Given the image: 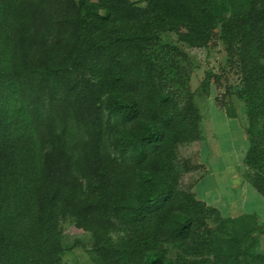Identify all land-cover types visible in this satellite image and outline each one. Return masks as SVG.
<instances>
[{
    "label": "trees",
    "instance_id": "trees-1",
    "mask_svg": "<svg viewBox=\"0 0 264 264\" xmlns=\"http://www.w3.org/2000/svg\"><path fill=\"white\" fill-rule=\"evenodd\" d=\"M144 2L0 0V264H62L68 219L102 264H264V221L183 184L202 117L163 39L223 43L264 199V0Z\"/></svg>",
    "mask_w": 264,
    "mask_h": 264
},
{
    "label": "rangeland",
    "instance_id": "rangeland-1",
    "mask_svg": "<svg viewBox=\"0 0 264 264\" xmlns=\"http://www.w3.org/2000/svg\"><path fill=\"white\" fill-rule=\"evenodd\" d=\"M134 1L142 5L145 3L144 0ZM163 39L165 42L171 41L179 45L186 52L187 58L182 63L186 71L184 79L186 89L193 95V104L202 117L200 123L202 134L198 135L197 139L183 143L179 147V158L188 161L194 166H198V168H193L189 173L184 175L183 184L189 186L192 191L196 193L198 198L205 201L208 205L214 206L212 205L213 202L208 201V199H211V195L202 197L196 184L206 173L207 178L214 176L216 178L220 170V162L219 160H215L210 168L204 159H201V153L203 148L205 149L207 142L208 147L211 145L209 149L217 150V152L221 154H226V151L235 144H240L241 136L236 132L238 127H236L235 121L243 125V127H241L245 132L247 130L248 118L246 105L244 101L238 97L236 92L239 81L238 75L229 67L225 47L221 41H217L209 47L196 48L178 42L177 36L173 33L165 34ZM217 75L219 81L216 82L215 77ZM208 76L210 81L207 87H203V83L208 79ZM221 114L226 120H230L227 121V126L222 124L223 119L221 118ZM243 157L244 156L241 155L242 160L238 163L239 167H236L237 164L235 159H230L228 161L233 164L234 171L236 172L235 174L240 176L241 182L244 184L243 186L247 185L245 188H248L250 182L247 177H245V165L243 172L240 169L241 165L244 164ZM223 196H226V199H218L216 192L215 199L212 197L214 202L221 200V208L226 204L228 205L229 202L232 211V207L242 205L237 195H235L236 197L234 195L231 197V194L225 193ZM214 207L218 208L217 206ZM248 207L250 210H261L260 207H257L255 201L248 203ZM235 209L237 208L235 207ZM236 212L235 210L233 211V213ZM223 215L226 216L225 214ZM258 221L261 220L258 219ZM62 244L65 248L62 254V264H102L92 250V239L90 234L78 228L71 219L64 222ZM258 250L264 252V236L261 237Z\"/></svg>",
    "mask_w": 264,
    "mask_h": 264
},
{
    "label": "crops",
    "instance_id": "crops-1",
    "mask_svg": "<svg viewBox=\"0 0 264 264\" xmlns=\"http://www.w3.org/2000/svg\"><path fill=\"white\" fill-rule=\"evenodd\" d=\"M222 124L224 126H227V121H230L229 119L226 120L224 116L221 114ZM232 121H235L234 119H231ZM236 124V127L238 129L236 130L237 134L241 136L240 138V144H235L233 147H231L228 151H226V154L218 153L217 150H211L208 147V142L206 143L205 149L203 148V151L201 153V159H204L206 164H208L211 168V164L215 160H219L220 162V170L215 178H207L206 174L202 179H199L196 187L198 191H200L202 197H208L211 195V199H208L209 202H213L212 205L217 206L223 214L230 217H238L244 213H254L258 216V218L261 221H264V199L261 196V194L250 184H248V188H245L243 186L244 184L241 182L240 176L236 175L235 169L233 164L229 163L228 160L235 159L236 160V167L238 166V163L241 159V155L244 156L245 152L247 151L249 147V140L247 137L246 132L242 128L243 125H240L238 121L234 122ZM242 126V127H241ZM225 131V130H224ZM224 136V135H223ZM205 155V156H204ZM243 164V163H242ZM241 171H244V164L240 167ZM217 192L218 199L223 198L226 199V196H223L225 193L231 194V197L234 195H237L242 205L235 206L233 208V211H237L236 213H233L232 209L230 208V202L228 205H224L223 208L220 207V201L214 202L215 194ZM212 197L214 199H212ZM236 197V196H235ZM243 200V201H242ZM252 201L256 202L257 207H260L261 210H250L248 207V203H251ZM208 202V203H209ZM252 205V204H251ZM232 212V213H231Z\"/></svg>",
    "mask_w": 264,
    "mask_h": 264
}]
</instances>
